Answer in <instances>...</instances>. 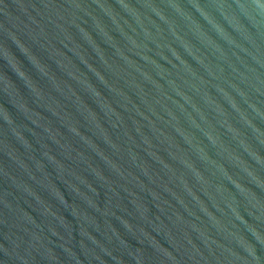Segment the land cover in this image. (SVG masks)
<instances>
[{
  "label": "water",
  "instance_id": "water-1",
  "mask_svg": "<svg viewBox=\"0 0 264 264\" xmlns=\"http://www.w3.org/2000/svg\"><path fill=\"white\" fill-rule=\"evenodd\" d=\"M0 264H264V0H0Z\"/></svg>",
  "mask_w": 264,
  "mask_h": 264
}]
</instances>
